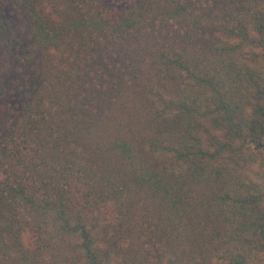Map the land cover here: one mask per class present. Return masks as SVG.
Returning a JSON list of instances; mask_svg holds the SVG:
<instances>
[{"label": "trees", "instance_id": "trees-1", "mask_svg": "<svg viewBox=\"0 0 264 264\" xmlns=\"http://www.w3.org/2000/svg\"><path fill=\"white\" fill-rule=\"evenodd\" d=\"M0 264H264V0H0Z\"/></svg>", "mask_w": 264, "mask_h": 264}]
</instances>
